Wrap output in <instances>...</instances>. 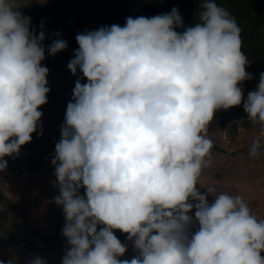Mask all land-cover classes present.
<instances>
[{"label": "clouds", "instance_id": "obj_1", "mask_svg": "<svg viewBox=\"0 0 264 264\" xmlns=\"http://www.w3.org/2000/svg\"><path fill=\"white\" fill-rule=\"evenodd\" d=\"M199 7V22L182 32L173 8L76 35L67 68L87 83L75 82L51 160L54 203L65 217L61 264H264V220L239 195L197 188L211 164L214 114L239 106L238 85L252 78L236 19L215 0ZM44 40L12 0H0V172L5 157L15 159L31 142L47 103ZM66 48L57 38L47 52ZM243 110L260 127L248 151L258 158L264 72ZM115 230L132 242V259H119L127 248Z\"/></svg>", "mask_w": 264, "mask_h": 264}, {"label": "rangeland", "instance_id": "obj_2", "mask_svg": "<svg viewBox=\"0 0 264 264\" xmlns=\"http://www.w3.org/2000/svg\"><path fill=\"white\" fill-rule=\"evenodd\" d=\"M29 1L31 0H12V3L21 12ZM35 1L41 7L45 2ZM261 72L264 70L258 71L259 76ZM250 76V80L238 85L242 88L243 95L257 89L259 80L254 73H250ZM68 80L48 71L47 87L50 91L47 94V103L38 109L42 112V117L37 133L42 132V135L49 136L54 130L59 131L54 140L51 158L43 157L42 166L33 173L16 176L7 170L0 172V239L3 240L0 243V261L5 264L13 258L15 264H29L36 257L44 259L46 264H61L67 248V242H64L59 249L48 251L45 249L46 243L35 232L43 237L50 235L61 217L59 207L54 203L59 189L54 186L55 168L51 160L55 154V144L61 137L65 113L54 107V100L67 96L66 89L70 83ZM246 99L243 97L239 106L220 109L214 114L208 127V137L215 149H211V164L203 170L197 188L201 194H204L205 188L211 186L215 187L217 194L239 195L248 204L252 214L258 220H264V153L254 159L248 156L252 140L261 133L260 127L249 121L243 110ZM221 120H225L227 126L233 123L237 125L231 136L227 134V126L217 129ZM243 121L248 125H243ZM213 199V196L207 197L209 203ZM194 214L193 209L189 215ZM123 244L127 251L119 259L130 260L138 254L133 249L132 242L127 240V234Z\"/></svg>", "mask_w": 264, "mask_h": 264}, {"label": "trees", "instance_id": "obj_3", "mask_svg": "<svg viewBox=\"0 0 264 264\" xmlns=\"http://www.w3.org/2000/svg\"><path fill=\"white\" fill-rule=\"evenodd\" d=\"M202 2L203 0H45L41 7L35 0L29 1L21 13L23 16L30 17V31L35 29L37 35L41 30L45 33L43 41L45 59L41 65L47 67L50 73L67 78L70 82L66 89L67 96L54 100V107L62 113H66L76 80L79 79L81 84L87 83L79 70L73 76L67 68L68 63L74 57V52L78 49L75 39L77 34L95 31L105 26L110 27L113 24L123 27L128 17L150 18L170 13L173 8L178 9L183 20V28H178L176 31L182 32L199 22V12L202 10L199 5ZM215 2L218 6L227 9L236 19L241 29L242 51L249 61L245 70L246 72L250 71L247 72L248 74L254 73L255 78L259 80L258 71L264 70V0H215ZM62 36L64 37L62 38ZM57 38L65 40L67 48L55 56H50L47 49L51 42ZM243 97L247 98V95H243ZM242 124L248 125L245 121ZM225 126H227L226 121L221 120L217 129ZM236 127L235 123L227 126L228 136L235 132ZM58 132V130H54L49 136L33 133L31 142L21 147L19 155L15 159L4 158L7 160L6 170L16 176L37 171L43 164V157L51 158L54 151V140ZM83 193L84 190L81 189L80 194L83 195ZM59 211L61 217L50 235L43 237L35 232L40 240L46 243L45 249L48 251H55L66 242L62 236L65 217L62 208L59 207ZM114 234L123 244L125 234L118 230H115ZM1 242L3 240L0 239ZM261 255L264 256V253Z\"/></svg>", "mask_w": 264, "mask_h": 264}]
</instances>
